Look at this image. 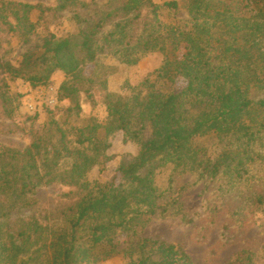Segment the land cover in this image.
Instances as JSON below:
<instances>
[{
	"label": "trees",
	"instance_id": "trees-1",
	"mask_svg": "<svg viewBox=\"0 0 264 264\" xmlns=\"http://www.w3.org/2000/svg\"><path fill=\"white\" fill-rule=\"evenodd\" d=\"M1 1L2 9L10 5ZM59 1L60 10L70 5L87 7L79 0ZM115 3L98 16L76 12L77 32L64 37L50 35L40 52H26L18 66L0 57V72L24 79L32 87L45 86L55 72H62L65 79L58 88V100L74 102L67 109L68 116L80 113L78 95L84 84L95 82L84 76L83 69L95 63L100 53L108 52L121 63L135 65L143 55L160 52L164 57L157 78L171 84L180 78L185 86L168 92L150 88L145 94L139 91L129 97L107 93L104 124L92 119L70 132L50 121L57 133L55 139L39 136L23 151L3 150L0 183L24 196L58 179L79 183L99 164L102 152L109 147L108 137L115 132L122 133L124 142L139 146L132 160L119 165L120 184L90 188L88 182L82 183L87 192L71 208L67 230H51L49 243L43 242L42 226L37 222L14 236L4 234L0 223V264L90 262L95 249L114 245L118 229L131 230L141 218L178 203L179 190L170 204L160 203L166 191L155 186L153 177L165 165H171L174 172L195 171L200 178L222 177L233 185L245 179L250 164L264 160L260 151L264 146V0H185L187 20L183 26L165 25L157 17L162 7L177 9L176 0L162 5L151 0ZM144 6L151 8L153 18L133 37L132 27ZM22 8L21 16L18 12L13 15L17 23H27V34L33 29L27 14L34 7L23 4ZM107 25L110 28L105 31ZM179 49L183 50L180 57L176 54ZM105 82L101 80V84ZM253 92L262 97L255 99ZM208 134L222 144L213 160L200 159L199 150L192 145L194 138ZM19 159L21 166H17ZM61 160L69 164L62 174L58 171ZM263 199L264 195L257 194V203L262 204ZM45 249L48 253L43 257ZM139 250L135 264H193L171 244L142 243ZM153 253L158 260H152ZM243 259L250 263L249 255Z\"/></svg>",
	"mask_w": 264,
	"mask_h": 264
},
{
	"label": "rangeland",
	"instance_id": "rangeland-1",
	"mask_svg": "<svg viewBox=\"0 0 264 264\" xmlns=\"http://www.w3.org/2000/svg\"><path fill=\"white\" fill-rule=\"evenodd\" d=\"M115 1L79 0L87 7L70 5L60 10L59 0H3L10 5L3 9L0 5V57L18 66L26 52H40L44 39L50 35L64 37L77 32L80 26L73 18L76 12L98 16L112 8ZM151 1L162 5L172 0ZM176 1L177 9L162 7L157 10L158 20L163 24L186 25L185 0ZM17 4L34 7L27 14L28 22L33 25L30 33H25L27 23H17L13 15L14 12L22 15V5ZM152 18L151 8L142 7L140 18L132 27L133 37L140 33L144 22ZM109 28L107 25L105 31ZM182 53L183 50L179 49L176 54L180 57ZM163 57L160 52L148 53L135 65H126L108 52L98 54L96 62L83 69L84 76L93 78L95 82L83 85L78 95L81 111L78 115L72 113L69 116L67 109L73 107L74 102L58 100V88L65 79L62 72H55L45 86L37 87L30 86L24 79H12L0 72V153L5 149L23 151L39 136L55 139L57 133L50 121H55L63 130L70 129V132L71 128L85 126L92 119L104 124L107 93L129 97L139 91L145 94L150 88L163 92L182 89L185 86L183 79L178 78L171 84L157 78L156 71ZM102 79L106 80L105 84H101ZM252 96L255 99L262 97L257 92ZM70 132L68 138L72 139ZM107 143L109 147L102 152L99 164L77 184H67L58 179L41 184L23 196L0 183V223L4 234L6 231L14 236L21 230H27L34 221L42 226L43 242L49 243L51 230H67V220L73 215L71 208L87 192L81 187L84 181L90 188L97 184H120L122 179L117 169L138 154L139 146L124 142L121 132L110 135ZM192 145L204 160H213L222 149V144L213 134L194 138ZM260 151L264 153V146ZM1 161L0 157V164ZM21 164L19 159L17 166ZM68 168L69 164L61 160L58 171L62 174ZM155 173V186L166 191L160 203L169 201L170 204L179 190L178 203L166 206L165 212L158 211L155 215L141 218L131 230L118 229L114 245L98 247L90 262L84 264H135L141 255L139 248L142 243L147 246L152 243L174 245L193 264H264V199L262 204L256 202L257 194L264 195V160L250 164L245 179L233 185H228L225 178L218 176L200 178L195 171L182 173L179 169L174 172L171 165H165ZM47 253V249L43 250L42 256ZM247 255L250 263L243 259ZM158 258L156 253L152 254V260Z\"/></svg>",
	"mask_w": 264,
	"mask_h": 264
},
{
	"label": "built area",
	"instance_id": "built-area-1",
	"mask_svg": "<svg viewBox=\"0 0 264 264\" xmlns=\"http://www.w3.org/2000/svg\"><path fill=\"white\" fill-rule=\"evenodd\" d=\"M53 102V101H52Z\"/></svg>",
	"mask_w": 264,
	"mask_h": 264
}]
</instances>
